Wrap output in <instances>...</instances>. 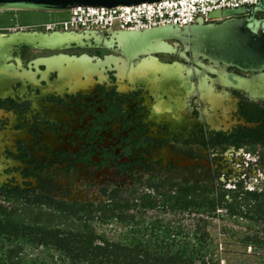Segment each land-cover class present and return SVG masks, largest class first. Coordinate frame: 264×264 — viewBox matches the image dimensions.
<instances>
[{
  "label": "flooded vegetation",
  "instance_id": "1",
  "mask_svg": "<svg viewBox=\"0 0 264 264\" xmlns=\"http://www.w3.org/2000/svg\"><path fill=\"white\" fill-rule=\"evenodd\" d=\"M249 1L187 24L242 21L244 61L185 36L166 39L176 50L131 53L117 30L66 27L63 12L0 10V204L57 220L113 188L158 202L151 191L163 201L209 186L213 200L245 187L264 168V0Z\"/></svg>",
  "mask_w": 264,
  "mask_h": 264
},
{
  "label": "trees",
  "instance_id": "2",
  "mask_svg": "<svg viewBox=\"0 0 264 264\" xmlns=\"http://www.w3.org/2000/svg\"><path fill=\"white\" fill-rule=\"evenodd\" d=\"M211 189L207 186L198 193L196 187L179 186L175 195L168 194L157 204L150 193H143L140 202H130L131 197L123 198L121 190L113 188L108 193L109 203L97 206L88 203L80 207L70 203V212L81 221V226L67 231L56 226V215L46 211L34 212L33 209L22 216L0 204V264H45L40 257L31 256L27 246L33 250L41 247L46 255L64 264H220L204 227L198 225L191 232L184 230L180 223L159 218L136 219L135 214L124 212L135 205L143 208H197V211L226 208L230 216L248 218L253 223L264 225V188L249 189L241 184L233 190L217 193L210 200L208 193ZM134 192L130 191V195ZM228 192L230 201L225 198ZM26 207L32 205L27 203ZM96 210L102 211L98 218L103 223L116 219L127 226L124 239L111 241L104 233H98L91 227ZM199 220L206 222L204 218ZM243 241L261 245L264 249V236H245ZM8 245H20L22 248H10ZM259 258L260 264H264V254Z\"/></svg>",
  "mask_w": 264,
  "mask_h": 264
},
{
  "label": "rangeland",
  "instance_id": "3",
  "mask_svg": "<svg viewBox=\"0 0 264 264\" xmlns=\"http://www.w3.org/2000/svg\"><path fill=\"white\" fill-rule=\"evenodd\" d=\"M234 178L235 177H233L232 179ZM245 179L247 180V182L245 183V188H257L259 190H262L264 188V168L257 169L256 171L250 170L249 175L246 176ZM226 185L233 186V184ZM122 188H124L123 185ZM127 188L125 186V189L121 194L123 198L127 196L131 197L130 202H133V198L134 201L140 202V196L144 192H146V189H143V191H141V189H138L137 192H135V194L131 196L130 189ZM76 190L81 191L83 194L85 193L84 187L79 186V188H74L73 193L70 194L73 195ZM151 192L157 197V204H160V195L154 193L153 191ZM90 193L91 192H88V194ZM228 199L231 200L230 198ZM102 200V197L97 199V201ZM109 201L110 200H107L106 202L104 201L103 204H106L107 202L109 203ZM22 204L8 203L7 206L16 208V213L26 215V211H28V209L26 207V209H24L23 206L25 204ZM79 205L81 204L76 205V207H80ZM7 209H9V207H7ZM245 211L247 212L248 209L246 208ZM124 212L135 214L136 219H139L141 217L146 220L159 218L164 221H171L172 223H180L183 226L184 230L191 232L193 231V229L198 227V225L199 227H204V230L209 233V239L212 240V247L215 254L214 256L219 258L220 264H260L259 256L260 254H264V249H261V245L245 243L243 241V238L245 236H264V231L262 230V228H264V225L257 222L253 223L252 220L248 218L230 216L229 213H227L226 208H217L214 210H209V213H198L193 215L191 213L179 210L174 211L170 209H164L158 206L153 208H143L139 205H135L132 208L126 209ZM101 213V210L95 211L96 218L91 221V227L98 233H104L111 241H119L121 239H124L127 226L120 223L116 219L111 222L103 223L98 218L101 216ZM188 214L191 215L188 216ZM199 218L206 219V222L204 223L200 221ZM80 222L81 221L77 220L74 213L67 211L58 216L56 226H58V228H64L65 231L70 229L77 230L81 226ZM97 242L101 241L97 240ZM8 246H10V248H22L20 245ZM31 248V246L26 247V250H28L29 254L31 256L40 257V259L44 261L45 264H64L63 261L46 255V252L41 247L36 248L35 250Z\"/></svg>",
  "mask_w": 264,
  "mask_h": 264
},
{
  "label": "water",
  "instance_id": "4",
  "mask_svg": "<svg viewBox=\"0 0 264 264\" xmlns=\"http://www.w3.org/2000/svg\"><path fill=\"white\" fill-rule=\"evenodd\" d=\"M160 0H0V10H35V11H54L65 12L77 5H93L115 7L123 5H135L144 2H156ZM239 11H227V14H237ZM212 17L218 16L217 11L211 13ZM256 19L252 18L251 22ZM250 23H246V26ZM243 25L242 21L235 23H225L218 27L185 25L183 27L177 24H166L153 28L117 30L118 37L123 41V50L129 52H144L151 50H176L166 39L185 36L191 37V42L197 48V45H212L217 43L223 51H235L232 58L238 60H248L246 41L247 36L237 35L236 29ZM245 25V24H244ZM234 30V33H233ZM219 32L218 35L215 33ZM19 33H14V35ZM199 41L201 44H199ZM194 48V49H195ZM242 52V53H239ZM252 60V59H251Z\"/></svg>",
  "mask_w": 264,
  "mask_h": 264
},
{
  "label": "built area",
  "instance_id": "5",
  "mask_svg": "<svg viewBox=\"0 0 264 264\" xmlns=\"http://www.w3.org/2000/svg\"><path fill=\"white\" fill-rule=\"evenodd\" d=\"M249 0H160L115 7L77 5L63 12L60 23L74 29L133 30L166 24L180 26L211 17L216 10L234 8Z\"/></svg>",
  "mask_w": 264,
  "mask_h": 264
}]
</instances>
